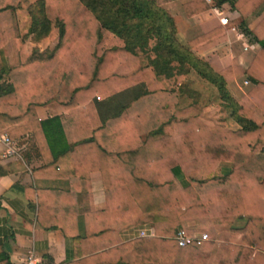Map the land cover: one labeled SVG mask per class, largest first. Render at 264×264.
I'll return each mask as SVG.
<instances>
[{
    "label": "trees",
    "instance_id": "trees-1",
    "mask_svg": "<svg viewBox=\"0 0 264 264\" xmlns=\"http://www.w3.org/2000/svg\"><path fill=\"white\" fill-rule=\"evenodd\" d=\"M164 1L0 0V15H18L12 30L19 36L58 38L42 52L26 51L20 38L10 65L0 48V79L5 74L12 83L0 95V129L10 138L32 133L46 160L42 147L57 141L50 129L65 124L61 117L39 120L36 105L55 100L67 125L86 126L94 101L113 104L131 91L93 133L73 142L103 144L107 137L113 145L101 171L105 208H93L88 183L80 217L72 189L47 190L61 206L58 220L47 225L40 211L38 220L62 231L65 264H264V16L251 29L247 24L264 0L183 3L187 16L227 4L240 15L242 34L259 46L248 66L233 57L219 71L191 48L222 37L234 22L182 43L159 5ZM191 71L216 88L219 103L202 105L194 96L177 107ZM240 77L250 86L235 100L227 85ZM228 117L240 128L227 127ZM221 162L231 166L219 173ZM16 166L0 165V177ZM144 225L153 226L154 236L121 240V232ZM178 229L206 233L208 240L180 247ZM0 264H9L2 245Z\"/></svg>",
    "mask_w": 264,
    "mask_h": 264
},
{
    "label": "crops",
    "instance_id": "crops-1",
    "mask_svg": "<svg viewBox=\"0 0 264 264\" xmlns=\"http://www.w3.org/2000/svg\"><path fill=\"white\" fill-rule=\"evenodd\" d=\"M189 0H167L160 2L173 18L176 27L177 38L186 43L190 39L209 31L210 29L224 25L222 19L233 21V26L222 37L211 41L201 47H192L191 50L202 60L206 61L214 71H219L231 63L233 57H237L239 63L246 67L251 61L258 45L249 42L239 28L240 15L233 11L227 4L221 7L213 6L199 14L187 16L183 9V3ZM13 0H10V4ZM212 4V1L208 2ZM264 16V8L251 15L247 19L248 27L253 28ZM18 22V15H0V48H5L7 65L16 60L17 42L21 38L28 52H42L52 50L57 42V37L47 35L39 40H34L31 34L19 36L12 26ZM7 44L9 46L7 47ZM194 71L188 74V91H178L177 107L182 108L197 97L200 104L205 105L203 92L198 84L209 90L211 95L218 94L216 88L198 76L194 83L189 79ZM195 73V72H194ZM244 77L234 79L227 87L231 96L238 100L246 90L242 88ZM198 81V82H197ZM197 83V84H196ZM12 90L9 76L3 74L0 79V95ZM215 91V92H214ZM208 95V92L205 93ZM216 94V95H217ZM219 97V95H218ZM97 100L98 97H97ZM184 100L185 104H181ZM218 101L220 99L218 98ZM91 120L87 119L86 126H69L66 124L65 115L61 105L55 101H49L35 106L39 120H47L53 117H61L65 124L63 128L50 129L56 137L50 150L43 146L46 160L43 159L39 146L32 133H25L16 138H10L0 129V135H7L13 142L16 153L4 157L3 152L7 144L0 138V165L13 162L18 168L16 171L0 177V245L8 255L9 264H21L29 253H33L41 264H65L66 238L62 231L56 227H44L38 220L40 211L41 220L47 225H54L58 220L60 205L56 202L55 195L47 190L74 192L73 203L79 217L82 214V196L87 194L84 184H89L92 206L95 210L105 208V196L102 186V170L108 167L107 151H112L113 145L107 142L103 144L82 143L74 146L75 140H83V136L90 135L96 128L94 125L101 121L102 115L107 113L105 104L93 102ZM233 122V126L228 123ZM227 127L238 129L240 125L232 118L226 120ZM55 139V138H54ZM103 140V137H102ZM66 142H68L66 144ZM71 148V149H70ZM104 148V149H103ZM67 149V152L64 151ZM70 149V150H69ZM222 172L228 169L225 163L221 166ZM84 186V187H83ZM42 191V205H39L38 191ZM85 204V203H84ZM89 202L85 206H88ZM134 228L120 233L122 241L134 238Z\"/></svg>",
    "mask_w": 264,
    "mask_h": 264
},
{
    "label": "built area",
    "instance_id": "built-area-1",
    "mask_svg": "<svg viewBox=\"0 0 264 264\" xmlns=\"http://www.w3.org/2000/svg\"><path fill=\"white\" fill-rule=\"evenodd\" d=\"M207 2L211 0H206ZM223 24L228 23V19L224 17L222 19ZM0 138L7 144L6 150L3 152L4 157L12 156L14 153H16V149L13 147V142L10 140V138L7 135H0ZM134 233H132V236L135 237H152L154 236V228L152 225H144L139 227H133ZM132 229V228H131ZM174 239L178 246L185 247L191 243H201L203 241L208 240V236L206 233L200 232V233H193L188 234L183 229H178ZM21 264H41V262L38 260L37 257L33 253H29L27 257L24 259V261Z\"/></svg>",
    "mask_w": 264,
    "mask_h": 264
},
{
    "label": "rangeland",
    "instance_id": "rangeland-1",
    "mask_svg": "<svg viewBox=\"0 0 264 264\" xmlns=\"http://www.w3.org/2000/svg\"><path fill=\"white\" fill-rule=\"evenodd\" d=\"M189 79L192 80L191 82L194 83L196 80H198V76L196 75V73L193 72L192 75L189 76ZM240 82H242L241 84H242V88H243L244 91L249 88L250 83L247 80H244V81L240 80ZM197 86H198V88L201 89V92H203V99H204L205 105L213 106V105H215V104H217V103L220 102V101H218V98L219 97H218V94L217 93H215V95L213 96V95H211V93L209 92V90H205V87H203V85L201 86V84H198ZM206 92H208V95L205 94ZM131 96H132V92L131 91H126L124 93H121L119 96H116L115 97L113 104L106 103L104 105V106H106V110H104V111H106V112L107 111L108 112L109 111H112L115 105L119 104V102L120 103L121 102H126L128 99L131 98ZM181 104L182 105L185 104L184 100H182ZM133 106H137V103H135ZM228 125L232 127L233 126V122H229ZM222 164H224V163L221 162L217 166V172H219V173L222 172L221 171L222 170V168H221ZM225 164L228 165V167L231 166L228 163H225ZM242 224H243V221L237 220L235 222V225H237V226L242 225ZM191 225H193V224H191Z\"/></svg>",
    "mask_w": 264,
    "mask_h": 264
}]
</instances>
